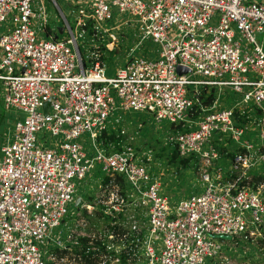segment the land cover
I'll return each mask as SVG.
<instances>
[{
  "label": "built area",
  "instance_id": "built-area-1",
  "mask_svg": "<svg viewBox=\"0 0 264 264\" xmlns=\"http://www.w3.org/2000/svg\"><path fill=\"white\" fill-rule=\"evenodd\" d=\"M52 1L62 21L51 27L41 0H0V99L23 113L0 142V264H225L239 238L264 263V0H72V21ZM114 9L134 17L138 39L105 76ZM144 38L154 58L137 47ZM207 85L240 96L203 104ZM115 110L168 122L165 149L197 160L184 194L165 193L149 154L104 149L102 129L140 126ZM91 169L107 179L68 214ZM60 223L64 242L45 247Z\"/></svg>",
  "mask_w": 264,
  "mask_h": 264
},
{
  "label": "rangeland",
  "instance_id": "rangeland-1",
  "mask_svg": "<svg viewBox=\"0 0 264 264\" xmlns=\"http://www.w3.org/2000/svg\"><path fill=\"white\" fill-rule=\"evenodd\" d=\"M47 20L53 25L57 26L62 21L60 12L57 8V6L54 4L52 0H41ZM37 2H40V0H37ZM57 3L59 9L61 12L65 15V17L72 21L73 19V13H71L70 5H72V0H55ZM33 9L36 10V6ZM104 25L108 28H110L116 35L119 37V41L114 43L112 46L113 52H107L106 50L103 51V61H104V67H103V74L105 76H112L114 74V71L117 67H119L123 63V58L125 57V53L128 51V48L130 45L133 44L135 40L138 39L137 35V29L135 27L134 23V17L128 13H121L118 12L116 9L112 11V16L110 19L104 22ZM35 26V25H33ZM1 23H0V30H1ZM61 35V33H60ZM37 37H46L44 34V31H37L36 32ZM76 41L79 45V48L82 50L84 47H87L91 42L89 40V37L87 35L83 37H77ZM98 40H94V43H97ZM155 46V43H153L149 39H142V42L139 43L137 46L140 48L141 46H145L146 54H149L148 57L154 58L155 52L151 50V47L149 46ZM128 47V48H127ZM101 48H105L103 45ZM123 58H122V57ZM195 77H201L200 75L196 74ZM1 82H0V90H1ZM202 88V86H199ZM212 93L213 98L216 99V102L218 103V107L222 108L225 106H229L233 103L234 100L239 98V93L232 91L228 86L225 85H207L205 90H203L204 94ZM115 101L117 102V98H115ZM117 113L124 116L125 112L126 115H129L128 119L137 118L140 120L139 128L136 129V133L132 132L133 127L132 126H115V129L119 133V135L122 138V144H126L128 146H131L134 148L135 151H138V153H147L149 154V160L146 162H150L152 166H155V170H157L160 173V176L164 180L163 185H165V193L168 196L175 197L176 195L184 194L188 190V183L190 186L192 185L194 177L196 176L195 173L189 171H185V173L182 175V178L180 177V183L177 184V181H174L172 176L170 179H168V176L172 174V170L168 168L164 163V160L161 157L154 156V152L158 149L159 151L168 152L165 149V139H164V132L168 131V122L165 119H161L160 121H153L152 119H148L147 115L144 113L145 111H121V110H115ZM0 112H7L5 113V118H10V121L12 120V117H16L17 115H23L20 111H15L12 108L4 109L3 105L0 101ZM10 115V116H7ZM150 117V116H149ZM9 121V120H8ZM6 122V120L0 121V126L3 125ZM6 126V125H5ZM8 128V127H7ZM6 128V129H7ZM9 130V129H8ZM2 131V130H1ZM0 131V132H1ZM10 132V131H9ZM11 137V132L9 133ZM45 136L47 137V140H49V143L56 144L60 139L61 135H48L45 133ZM81 140L84 142V147L89 148L90 146V140L88 139V131H85L81 135ZM95 169H91V173ZM156 171V172H157ZM89 173V174H91ZM193 173V174H191ZM86 175V176H89ZM97 176H100V171L96 170V176L92 178L91 180H83L81 183L76 184V189L73 194V199L68 202L65 206V210L68 214H73L78 206L77 204H74V200L76 197L83 198L84 193L89 192L92 195L95 192H98L99 189L96 187L97 183ZM193 178V179H192ZM73 216H67L66 221L70 223L72 221ZM67 232V228L63 223H60L57 227H54L49 231L50 238L45 239L44 245L45 247H54L56 245V240H61V242H64V237ZM230 244L231 256L230 260L225 264H264L262 262V257L258 254L257 249L248 246L243 247V240L237 239V243L233 244V240H228ZM159 243V241H158ZM225 243V240L223 241ZM42 246V245H41ZM44 247V246H42ZM205 264H209L208 260L205 261Z\"/></svg>",
  "mask_w": 264,
  "mask_h": 264
},
{
  "label": "trees",
  "instance_id": "trees-1",
  "mask_svg": "<svg viewBox=\"0 0 264 264\" xmlns=\"http://www.w3.org/2000/svg\"><path fill=\"white\" fill-rule=\"evenodd\" d=\"M211 98H212V95L208 94L207 96H205L201 100V102L203 104L209 103L211 101ZM5 113H7V112H0V121L3 119L6 120V122L0 126V131L2 130L0 132V142L3 140L6 131H8V128H9L8 126L11 124V121H12V120L10 121V118H8V119L5 118V115H6ZM7 116H10V115H7ZM13 118L14 117H12V119ZM167 128H169V125ZM117 133H118L117 130L112 129V128L108 129L107 132H105L104 129H102L100 131L99 135L97 136V139H99L101 141V143H102V145L106 151H109L112 148L119 149L120 144L122 143V138ZM222 150H223L222 148H219L220 152H222ZM154 154H155L154 156L161 157L164 160V162L166 164H168V166H171V165L173 166V168L177 174V178H179V177L182 178V175L185 173V171L191 170V172H193L197 166V160L195 158H193L192 156H179L175 149H172L171 151H168V152L159 151L157 149L154 152ZM226 154L230 155L232 153H231V151H228V152H226ZM182 167H185L184 172H180V169ZM106 179H107V177L105 175H102V177L100 179V183L102 184ZM177 184H181L179 179L177 181ZM189 185L190 184L188 183V187H189ZM119 264H124V263L120 262Z\"/></svg>",
  "mask_w": 264,
  "mask_h": 264
},
{
  "label": "crops",
  "instance_id": "crops-1",
  "mask_svg": "<svg viewBox=\"0 0 264 264\" xmlns=\"http://www.w3.org/2000/svg\"><path fill=\"white\" fill-rule=\"evenodd\" d=\"M48 24L52 27V24H51L50 22H48ZM0 101H1V99H0ZM1 103H2V101H1ZM2 105H3V103H2ZM3 108H4V109H9V108H5L4 105H3ZM18 116H20V115H17L16 117H18ZM16 117H14V118L12 119V121H13ZM12 121H11V122H12ZM8 127H9V128H8L9 130L6 131L5 135L9 133V131H10V129H11V124H10ZM5 135H4V137H5ZM1 142H2V141H1ZM96 170H97V169H95L91 174H89V176H86L85 180H91L92 178H94V177L96 176ZM101 177H102V174L100 173V176H97V178H96V179H97V183L95 184L96 187H97L98 183H100V179H101ZM85 180H84V181H85ZM174 181H177V180H174Z\"/></svg>",
  "mask_w": 264,
  "mask_h": 264
},
{
  "label": "water",
  "instance_id": "water-1",
  "mask_svg": "<svg viewBox=\"0 0 264 264\" xmlns=\"http://www.w3.org/2000/svg\"><path fill=\"white\" fill-rule=\"evenodd\" d=\"M61 27L62 26H59V28H58V31L59 32H61ZM176 71L177 72H182V71H185V67H183V66H181V65H177L176 66ZM47 109V103H44L43 104V110H44V113H45V110ZM221 237H225V238H227L228 236H221Z\"/></svg>",
  "mask_w": 264,
  "mask_h": 264
}]
</instances>
